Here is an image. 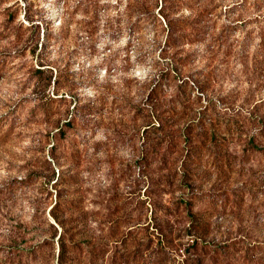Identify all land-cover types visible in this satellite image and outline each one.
Instances as JSON below:
<instances>
[{"label":"rangeland","instance_id":"374dc122","mask_svg":"<svg viewBox=\"0 0 264 264\" xmlns=\"http://www.w3.org/2000/svg\"><path fill=\"white\" fill-rule=\"evenodd\" d=\"M262 101L264 0H0V264H264Z\"/></svg>","mask_w":264,"mask_h":264},{"label":"trees","instance_id":"16d2710c","mask_svg":"<svg viewBox=\"0 0 264 264\" xmlns=\"http://www.w3.org/2000/svg\"><path fill=\"white\" fill-rule=\"evenodd\" d=\"M262 103H264V101H262ZM257 108V106L256 107H254V110ZM249 113H252V111H249ZM223 248H225V247H223ZM216 250H218V246H215V250L214 251H216ZM183 264H185V262L183 261Z\"/></svg>","mask_w":264,"mask_h":264}]
</instances>
